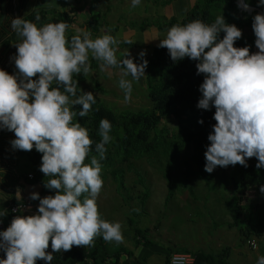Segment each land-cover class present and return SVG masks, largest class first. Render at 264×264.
I'll use <instances>...</instances> for the list:
<instances>
[{
    "label": "clouds",
    "instance_id": "obj_1",
    "mask_svg": "<svg viewBox=\"0 0 264 264\" xmlns=\"http://www.w3.org/2000/svg\"><path fill=\"white\" fill-rule=\"evenodd\" d=\"M140 2L132 0V7ZM238 6L248 9L246 2ZM257 6L264 7V0ZM10 27L22 42L14 44L17 53L11 58L16 74L0 70V130L14 133L13 150L35 148L42 154L39 171L49 178L44 186L55 194L41 198L31 193L29 198L39 201L37 214L17 215L0 231V251L6 255L0 264H36L37 260L51 264L53 253L70 251L73 246L92 247L97 237L123 243L121 224L102 219L97 205L104 184L101 161L106 159L112 125L107 118L100 120L101 140L93 148L89 130L73 123V118L87 117L96 98L92 92L80 90L78 94L73 74L91 71L90 54L101 62L102 70L122 68L119 87L128 103L133 81L145 76L146 53H139L140 63H134L129 53L118 61L117 39L110 34L92 39L90 31L79 28L69 43L66 30L70 26L64 22L38 27L16 17ZM252 29L257 53H250V46H234L242 31L227 24L223 16L210 25L199 19L175 24L158 45L168 50L173 61L185 57L197 61V75H204L197 108L214 107L216 121L204 152L208 173L237 164L246 168L253 157L258 161L256 169L264 168V14L253 17ZM220 33H224L222 39ZM128 76L131 80L124 78ZM76 105L82 110L75 111ZM89 157L90 163H85ZM259 190L264 194V185ZM257 264H264V256Z\"/></svg>",
    "mask_w": 264,
    "mask_h": 264
},
{
    "label": "trees",
    "instance_id": "obj_2",
    "mask_svg": "<svg viewBox=\"0 0 264 264\" xmlns=\"http://www.w3.org/2000/svg\"><path fill=\"white\" fill-rule=\"evenodd\" d=\"M2 1L0 0V2ZM172 1L174 0H162L160 1V5L164 7ZM243 2H246L249 7L264 14V7L257 6L259 0H243ZM79 10L68 8L66 11L59 13L40 11L29 16L28 21H37V15H39L40 20L50 15L48 19L49 23L64 22L71 26L74 14ZM256 14V11H252L250 14L240 12L235 5V0H195L179 19L173 16H169L167 19L164 18L163 22H153L143 19L138 24L128 22L127 27L138 31H143L145 27H152L156 31L161 32L170 29L175 24L185 25L197 19L210 25L215 22L217 16H223L227 24H234L242 32L247 31V33H242V37L236 41L234 46L238 48L250 46V53H257L259 50L252 48L255 41L252 23L253 17ZM101 28H108L114 32L117 30L116 26L108 27L102 21H89L86 23V30L90 29L92 34H97ZM72 36L71 34L66 36L69 43ZM223 36L224 33H220L219 39H222ZM120 45L126 47L134 46L130 41H122ZM158 45L152 47L151 52L145 58L148 61V66L145 70V76L141 78L145 96L150 105L149 110L138 109L136 111L123 110L115 112L105 106L100 101V98L94 95L96 103L92 106V110L87 117H74L73 123L78 122L89 130L90 138L94 141V148L95 143L101 140V137L98 135L99 122L102 118H107L112 125L109 133L112 139L105 145L107 148L106 159L101 161V164L102 166L106 165L107 170L103 172L109 174L112 181H120L121 185L124 180V174L132 173L135 176L132 180V188L141 185L145 187L146 174L140 172L137 167L140 161H144L159 172L166 187L164 201H167L173 197L174 193L172 170L178 160V156L187 149L191 153L189 162L194 166L197 176L203 179L205 183L210 181L211 173L204 170V152L209 145L207 137L212 132L216 121L213 119L214 107L207 111L197 108L198 100L201 98V93L198 89L204 80L203 74L197 75L196 63L198 62L187 57L180 61H173L170 58L168 50L166 48H159ZM126 56V53L121 54L118 61H122ZM140 62V59H138L134 63ZM89 63L91 71L98 68L97 60L89 58ZM111 68H117L123 72L122 68ZM83 79V73L73 74V80L78 81V87ZM53 87H55V84H53ZM94 88L99 93H104L103 88L98 87L97 84H95ZM74 108L75 111L82 110V106L80 105H76ZM167 118H171L175 122V127L171 131L157 127L160 121ZM199 120H203V124L198 123ZM91 155H95V152L93 151ZM41 157V153L33 152L32 165L35 167V178L32 176V179L41 186L38 194L41 198H44L52 194L44 186V183H47V177L39 171ZM85 163H90V157L85 160ZM257 163V159L253 157L247 160L248 167L246 168L239 164L232 166L234 168V175L230 178V182L236 194L233 206L234 218L239 219L244 211L248 212L252 209L251 205L247 207L239 205L240 196L244 192H253L262 202L256 209L255 223H246L240 229L241 243L249 240L251 236L260 238L264 232V194H261L259 190L260 186L264 185V168L256 169L255 165ZM188 190L192 195L191 188H188ZM145 192H137L138 196L136 197L133 195L134 193H131L126 200L138 199L139 194ZM36 201L39 203L38 200ZM17 215L20 214H13L12 216L15 217ZM232 225L229 224L230 227ZM148 232L147 228L133 230V234L140 236L146 235ZM96 241L92 247L73 246L70 251L53 253L54 258L51 264H85V260L87 259L92 264H101L104 263L105 258H116L120 253H126V249L122 247L116 248V251L113 253H108L103 248L105 245L104 240L98 237ZM144 242L148 243L145 238ZM98 249L100 250L99 252H97ZM47 251H52L50 244ZM182 251L188 252L186 250H178L177 252ZM228 252V249L225 248L217 254L195 251L190 252V254L194 257V264H226ZM36 264H45V261L37 260ZM164 264H167V262Z\"/></svg>",
    "mask_w": 264,
    "mask_h": 264
},
{
    "label": "rangeland",
    "instance_id": "obj_3",
    "mask_svg": "<svg viewBox=\"0 0 264 264\" xmlns=\"http://www.w3.org/2000/svg\"><path fill=\"white\" fill-rule=\"evenodd\" d=\"M160 1L162 0H141L139 6L132 7V0H130V4L123 3L115 10V13H111L110 18L106 15L108 26L117 27L115 32L110 31V35L119 41L118 45L114 46L117 48V60L121 54L129 53L136 62L140 59L139 53L142 51L146 53L144 57L146 58L152 47L166 38L169 30L158 32L152 27H145L143 31L131 30L126 27L127 25L125 26V22L138 24L143 19L163 22L164 18L167 19L169 16L179 19L195 0H174L164 7L160 5ZM102 14L92 12L83 17L88 21H94L97 19L95 15H98L101 21ZM103 30L107 33L110 29L101 28V31ZM88 31L91 33L90 29ZM98 36L91 33L92 39ZM122 41H130L134 46H121ZM89 58H92L91 54ZM100 64L101 62L98 61V68L84 75L77 90L78 94L80 90L84 93L92 92L105 106L115 112L150 109L141 79L138 82L133 81L131 101L125 103L124 92L119 87L123 72L111 67L102 70ZM124 78L131 80L129 76ZM95 84L103 88V94L94 88ZM157 127L171 131L175 127V122L167 118L160 121ZM190 154L187 149L178 156L171 173L174 193L173 197L167 201H164L166 195L164 181L159 172L146 162L140 161L137 164L139 171L146 174L145 187L139 183L141 186L135 188L131 186L135 178L132 173L124 174L121 185L120 181H112L109 174L103 172L107 170L106 165L102 166L101 177L104 175L102 177L104 184L97 198L98 210L102 219L121 224L124 237L123 243L120 244L104 241L103 248L108 253H113L123 244H130L133 230L147 228L149 232L145 239L160 250L174 247L175 250L217 254L227 248L229 251L227 264H257L258 258L264 256V232L260 238L251 236L249 239L254 241L255 248H248L245 242L241 243L239 231L246 223H255L256 209L262 202L253 192H244L240 196L239 205L241 207L251 205L252 209L248 212L244 211L239 219H235L233 206L236 194L230 182V178L234 175V168L231 165L227 168L217 167L211 173L210 181L205 183L197 176L194 166L189 162ZM30 170L35 173V167H30ZM188 188H191L192 195ZM139 191L146 192L140 193L138 199L126 200L131 193H134L135 197L138 196ZM48 192L55 194V190L48 189ZM134 209H139V212ZM229 224L233 225L230 227Z\"/></svg>",
    "mask_w": 264,
    "mask_h": 264
},
{
    "label": "crops",
    "instance_id": "obj_4",
    "mask_svg": "<svg viewBox=\"0 0 264 264\" xmlns=\"http://www.w3.org/2000/svg\"><path fill=\"white\" fill-rule=\"evenodd\" d=\"M123 3L124 5H128L131 2L130 0H124V2L123 0H3L0 2V70H4L10 75H14L18 71L14 60L11 58L17 53L14 44L22 41L10 27L12 19L24 17L28 20L29 16L40 11L59 13L66 11L68 8L80 9L74 14L73 24L66 30V36L68 34L76 35V29H85L86 23L89 22L87 18L83 17L85 14L92 12L96 14L103 13L101 21L108 26L107 18H110V14L115 13V10ZM148 11H150L149 6ZM106 15L109 16L106 18ZM49 17L50 15L39 21L32 22L41 27L49 23ZM95 17L97 19L94 21H100L98 15H95ZM127 23L125 22V26ZM110 31L108 30L105 33L104 30L101 31L100 29L97 33L98 37L110 34ZM34 79H38V76ZM15 138L14 133L0 130V213L3 214L0 215V231L6 230L10 226V221L14 218L13 214L8 212V205L10 203H25L26 209L19 212L23 216L37 214L39 206L37 201L29 198L31 193H39L41 188L38 182H34L32 178H27V175L35 178V173L30 170V167H33V152L13 150L10 141ZM18 191L19 194L17 193ZM133 235L129 240L130 244L126 243L120 246L126 249L125 254L120 253L116 258H105L104 263L101 264H164L168 261L170 254L178 251L174 247L160 250L156 246H152L150 242H144L146 235ZM99 251L98 249L97 252ZM181 253L185 252L182 251ZM186 253L190 254L189 251ZM4 258H6V255L2 251L0 259ZM85 264L92 263L87 259L85 260Z\"/></svg>",
    "mask_w": 264,
    "mask_h": 264
},
{
    "label": "built area",
    "instance_id": "obj_5",
    "mask_svg": "<svg viewBox=\"0 0 264 264\" xmlns=\"http://www.w3.org/2000/svg\"><path fill=\"white\" fill-rule=\"evenodd\" d=\"M30 152H37L35 148H33L32 151ZM28 179H31V175H27ZM26 209V204L25 203H10L8 205V212L11 214H17L19 212H22ZM245 245L248 248H255V243L252 240H246ZM2 251H0L1 253ZM76 264H81V263H76ZM167 264H194V257L189 254V253H181V252H174L170 254Z\"/></svg>",
    "mask_w": 264,
    "mask_h": 264
},
{
    "label": "water",
    "instance_id": "obj_6",
    "mask_svg": "<svg viewBox=\"0 0 264 264\" xmlns=\"http://www.w3.org/2000/svg\"><path fill=\"white\" fill-rule=\"evenodd\" d=\"M242 3H243V0H235V5H236L237 9H238L240 12H244V13H246V14H250L252 11H256L257 14H262L260 11L255 10V9L252 8V7H249V6H248V9L245 10L243 7L238 6V5L242 4ZM255 39H256V37H255ZM252 48H256V46H255V41H254V44H253Z\"/></svg>",
    "mask_w": 264,
    "mask_h": 264
}]
</instances>
